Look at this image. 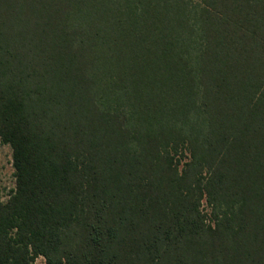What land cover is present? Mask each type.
Listing matches in <instances>:
<instances>
[{
	"label": "trees",
	"instance_id": "obj_1",
	"mask_svg": "<svg viewBox=\"0 0 264 264\" xmlns=\"http://www.w3.org/2000/svg\"><path fill=\"white\" fill-rule=\"evenodd\" d=\"M0 264H264V0H0Z\"/></svg>",
	"mask_w": 264,
	"mask_h": 264
},
{
	"label": "rangeland",
	"instance_id": "obj_2",
	"mask_svg": "<svg viewBox=\"0 0 264 264\" xmlns=\"http://www.w3.org/2000/svg\"><path fill=\"white\" fill-rule=\"evenodd\" d=\"M13 151L10 145L0 139V192L6 196L8 190L15 185ZM36 264H46L43 257H39Z\"/></svg>",
	"mask_w": 264,
	"mask_h": 264
}]
</instances>
